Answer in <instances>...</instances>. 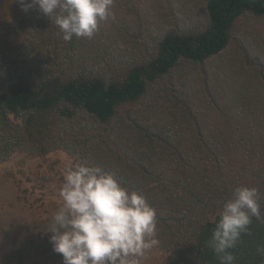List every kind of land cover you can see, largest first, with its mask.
Listing matches in <instances>:
<instances>
[{
	"label": "trees",
	"instance_id": "trees-1",
	"mask_svg": "<svg viewBox=\"0 0 264 264\" xmlns=\"http://www.w3.org/2000/svg\"><path fill=\"white\" fill-rule=\"evenodd\" d=\"M5 1L0 165L19 150L100 166L155 208L167 264H220L207 241L233 190L256 187L264 217V0H195L203 22L186 28L177 0H113L92 38L70 41L37 8ZM140 10L155 25L142 30ZM129 30L148 32L136 55L123 49ZM249 231L235 264H264V221Z\"/></svg>",
	"mask_w": 264,
	"mask_h": 264
},
{
	"label": "clouds",
	"instance_id": "clouds-1",
	"mask_svg": "<svg viewBox=\"0 0 264 264\" xmlns=\"http://www.w3.org/2000/svg\"><path fill=\"white\" fill-rule=\"evenodd\" d=\"M21 10L37 8L54 22L65 41L92 38L112 16L113 0H16ZM61 206L47 232L62 264H142L158 245L157 214L146 198L130 191L100 166L77 160L65 168L58 189ZM260 192L238 186L227 199L207 241L220 264H235L233 250L261 215ZM257 253L264 256V245Z\"/></svg>",
	"mask_w": 264,
	"mask_h": 264
},
{
	"label": "rangeland",
	"instance_id": "rangeland-1",
	"mask_svg": "<svg viewBox=\"0 0 264 264\" xmlns=\"http://www.w3.org/2000/svg\"><path fill=\"white\" fill-rule=\"evenodd\" d=\"M194 1L175 2L176 23L181 28H186L197 21L203 22L202 14L194 13ZM122 10L123 13L127 11L126 7H122ZM131 11L136 13L133 7ZM138 12L142 16L140 26L142 30L151 23L155 25V19L147 16L146 11ZM165 12L169 15V11ZM11 18L6 1L0 0V33ZM128 20L131 26L138 24L136 17L129 16ZM125 34L123 49L130 55H133L132 53L136 55L148 43V32L141 41L137 40L134 31ZM153 104L152 97H147L145 106ZM10 118L12 120V117ZM73 162L75 161L62 151L33 159L16 150L0 165V264H62V256L52 250V245L49 250H46L45 246L51 235L47 231L52 217L62 204L58 189L63 180V173ZM30 242H33L32 248L27 247ZM19 250L23 251L25 260L20 262L17 258L9 261V258ZM142 264H167V260L155 246L146 254Z\"/></svg>",
	"mask_w": 264,
	"mask_h": 264
}]
</instances>
